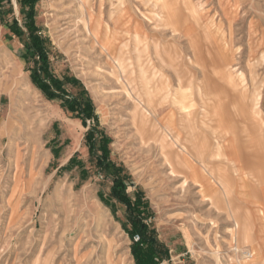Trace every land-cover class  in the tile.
<instances>
[{
  "label": "rangeland",
  "instance_id": "1",
  "mask_svg": "<svg viewBox=\"0 0 264 264\" xmlns=\"http://www.w3.org/2000/svg\"><path fill=\"white\" fill-rule=\"evenodd\" d=\"M82 1L39 0L35 25L46 41L53 75L79 81L76 86L65 84L67 95L82 103L90 99L97 119H88L87 127L62 100H49L33 84V62L18 64L16 58L32 40L24 25L26 9L19 0H11L0 15V264H135L132 240L123 227L125 208L118 204L114 212L101 200V194H110L112 175L96 167L85 143L89 131L98 141L102 135L111 139L110 159L131 176L134 187L129 192L139 187L145 194L154 214L153 227L160 241L173 249V256L184 252L186 243L190 248L201 244L188 230H179L187 223L186 209L198 201L177 164L186 149L190 153L211 148L209 136L216 131L209 125L216 123L217 110L210 115V109L197 107L201 103L183 109L188 114V128L186 123L183 131L188 135L179 139L171 131L168 139L177 175L164 160L161 142L155 141L161 133L147 125L144 138L159 136L145 147L132 124V112L138 102L157 111L154 120L174 111L160 104L171 101L169 75L176 71L178 83H190L198 96L202 85L264 84V0H110L109 5L103 0L102 8L115 26L124 20V13L117 15L112 9H126L149 24L178 28L175 47L160 38L161 30L153 29V39L140 43L136 37V43L124 46L113 60L96 49V42L91 44V33L99 40L101 27L107 25L96 14L95 1L84 0L85 5ZM13 19L23 31L21 37L5 35L4 22ZM186 26L192 28L189 37L182 34ZM118 31L105 28L110 51L116 48ZM227 42L240 47L241 65L235 67L218 55L221 47L231 50ZM233 67L252 73L245 76ZM205 68L210 75L201 71ZM74 155L81 165L64 169ZM216 253L221 259L219 252L213 253L214 258ZM228 258L231 264L246 263L243 258ZM220 259L217 264H223ZM169 261L170 251L162 264Z\"/></svg>",
  "mask_w": 264,
  "mask_h": 264
},
{
  "label": "crops",
  "instance_id": "2",
  "mask_svg": "<svg viewBox=\"0 0 264 264\" xmlns=\"http://www.w3.org/2000/svg\"><path fill=\"white\" fill-rule=\"evenodd\" d=\"M114 1L112 0V3H116ZM92 2L96 4L94 8L96 14L101 15L107 26L101 27L99 40H96L92 33L89 39L92 45L94 42L97 43L96 49L98 48L108 59H117L120 50L124 49V46L127 48L129 44H134L136 37L140 43L148 41L149 38L153 39L154 30L157 32L161 30L160 38L167 39L170 46H176L178 28L174 24H170L169 28H161L147 23L138 14L135 16L126 9L125 11L112 9L117 15L124 13V20L115 26L109 11L102 8L106 2L109 5L110 0L106 2L92 0ZM5 5H9L7 1L0 0V15L7 7ZM14 20L16 19L4 22L5 35L9 38H18L10 29V24ZM106 27L119 30L116 48L110 53L100 49L101 44L109 41L105 36ZM189 27H183L182 30V34L188 37L192 30ZM167 29L169 30L165 31ZM227 44L231 46V50L226 52L221 47L218 55L223 56L224 61L227 57L235 67L241 65L240 47L237 48L228 42ZM191 56L193 58V55ZM256 59L249 58L248 61ZM16 60L20 66H25L27 63L22 54ZM235 67L234 70L238 71ZM201 71L205 76L210 75L209 68ZM247 71L240 68L238 72L241 74L244 72L245 76L251 75L252 70ZM176 73L169 75V84L173 83V91L170 92L171 101L168 105L160 104L161 108L174 110L169 111L172 131L180 135L179 139H182V135L185 139L188 134L184 133L183 126L187 123L185 118L188 114L185 116L183 109L189 110L200 103L201 105L197 107L210 109V115H212L211 110H217V120H214L216 125H209V129L216 131L209 136V140L213 141L210 144L211 148L200 152L187 151L183 156L187 166L183 181L187 179V184L196 193L198 202L191 205L190 209L186 207L187 223L182 225L181 229L179 227V230H188L189 235L198 238L202 243L198 246L192 244L191 248L186 243L184 252L176 257L173 256V249L165 243L170 249L169 262L170 264H217L213 253L219 252L221 262L231 264V260L227 257L232 255L239 261L243 258L242 253L245 252L252 254L250 264H264V84L256 85L251 82L246 87L236 84L202 85L199 92L201 95L198 96V92L190 83L189 86L187 82L178 83V71ZM165 112L163 111L161 115ZM226 118H230L228 121L229 124L231 123L230 129H227ZM192 139L195 138L192 136ZM223 252L228 254H222Z\"/></svg>",
  "mask_w": 264,
  "mask_h": 264
},
{
  "label": "trees",
  "instance_id": "3",
  "mask_svg": "<svg viewBox=\"0 0 264 264\" xmlns=\"http://www.w3.org/2000/svg\"><path fill=\"white\" fill-rule=\"evenodd\" d=\"M6 1L10 3V0ZM38 1L19 0L20 5L27 11L24 25L28 28L32 37L31 42L25 44L22 51V55L27 62L35 64L31 75L32 82L49 100H62L66 109L71 113H76L77 117L82 120L84 127H87L88 119H93L96 122L97 116L94 107L90 99L82 103L67 95L65 84L71 83L76 86L79 81L75 79L62 81L53 75L49 57L44 47L46 41L40 36L41 28L35 25V6ZM10 29L18 37L23 35L17 20L10 24ZM85 143L89 153L95 157L96 167L99 168V171L106 169L109 175H112V187L109 196L105 197L101 194L100 197L107 207L114 210V212L118 204L125 208L126 220L123 227L132 240L131 253L135 264H162L163 261L169 260V249L160 241L151 222L154 214L150 210L145 194L139 187L133 193L129 192L130 188L134 187L131 176L123 165H119L110 159L108 146L111 139L102 135L98 141L95 138L94 131H89L85 136ZM80 165L77 156L74 155L69 160L67 167L63 168L72 169ZM136 237H139L138 241H135Z\"/></svg>",
  "mask_w": 264,
  "mask_h": 264
},
{
  "label": "bare ground",
  "instance_id": "4",
  "mask_svg": "<svg viewBox=\"0 0 264 264\" xmlns=\"http://www.w3.org/2000/svg\"><path fill=\"white\" fill-rule=\"evenodd\" d=\"M82 5H85L84 3V0L82 1ZM101 49L106 53H110V49L109 47L103 43L101 44ZM119 68V67H118ZM120 72V71H119ZM134 82V81H133ZM135 84V83H134ZM150 85V83H148ZM127 88V87H126ZM124 89V88H123ZM136 87L134 88V91H135ZM131 90V89H130ZM127 92V91H125ZM138 92V91H137ZM151 91L149 90L148 93H150ZM147 93V92H146ZM147 93V94H148ZM140 94V93H139ZM148 95H152V94H148ZM141 95H136V97H140ZM140 99V98H138ZM141 102V101H140ZM150 103V102H149ZM143 104V103H142ZM146 107V106H145ZM151 105H148V108H150ZM147 108V107H146ZM147 109H144L142 107V105L139 104V102L136 104V106L134 107V110L132 112V124L135 126L137 132H138V135L141 136V140H142V144L146 147L148 145H150V142L151 141H154L156 139L157 136L159 135H155V136H150L148 138H144V134L147 133L148 131L146 130V126L149 125V126H152V130H156L157 132H160L161 135H162V138H157L155 141H158L161 142V151H163V154H164V160L166 162V164H168V166L172 169V174H175V166H174V163L172 162V158H171V154H170V146L168 144V139H169V135L172 131V129L170 128V119H171V114H169V111L164 115V116H159L156 118V120H154V116H156V110L154 109V111L152 109L150 110H147ZM187 110V109H186ZM156 114V115H155ZM150 116V117H149ZM158 116V115H157ZM149 133V132H148ZM157 134V133H155ZM173 138V137H172ZM171 140V139H170ZM172 141V140H171ZM176 142V141H175ZM157 143V142H156ZM174 143V142H173ZM160 145H159V148H160ZM175 146V145H174ZM149 148V147H148ZM156 148V147H155ZM155 151V149H154ZM157 151V149H156ZM152 152V151H151ZM186 152H187V149H186ZM185 153V152H184ZM189 153V152H188ZM160 154V150H159V153ZM162 155V154H161ZM178 159V158H177ZM178 165H181L182 169H184V171L187 169V166H186V163L183 161V159L180 158V160L178 161ZM181 167H178V168H181ZM178 171V170H177ZM181 172V171H180ZM183 172V171H182ZM185 174V172H183ZM182 174V173H180ZM171 175V174H170ZM177 175V174H175ZM187 179L184 180V182H186ZM239 251V250H238ZM237 252V251H236ZM237 254V253H236ZM215 255V258L217 260V262H220L219 259H220V255H218V253L214 254ZM243 255V258L245 260V264H250V260L252 258V254H249V253H242Z\"/></svg>",
  "mask_w": 264,
  "mask_h": 264
},
{
  "label": "built area",
  "instance_id": "5",
  "mask_svg": "<svg viewBox=\"0 0 264 264\" xmlns=\"http://www.w3.org/2000/svg\"><path fill=\"white\" fill-rule=\"evenodd\" d=\"M138 240H139V237H136V238H135V241H138ZM163 264H166V263H163Z\"/></svg>",
  "mask_w": 264,
  "mask_h": 264
}]
</instances>
